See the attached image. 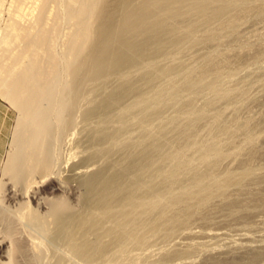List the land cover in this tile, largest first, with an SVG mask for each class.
<instances>
[{
    "label": "bare ground",
    "instance_id": "6f19581e",
    "mask_svg": "<svg viewBox=\"0 0 264 264\" xmlns=\"http://www.w3.org/2000/svg\"><path fill=\"white\" fill-rule=\"evenodd\" d=\"M262 14L264 0H0V95L17 112L0 183V264H126L173 244L201 206L198 219L263 208L264 175L251 165L264 156V141L252 142L264 99L252 116L238 106L247 89L223 84L262 67ZM182 54L177 68L155 65ZM151 63L135 89L109 91L113 77ZM220 85L236 93L222 100ZM78 127L87 132L61 172L56 144ZM233 162L241 175L227 172ZM251 211L236 216L247 223ZM236 244L203 264H264V244ZM182 251L144 261L195 264Z\"/></svg>",
    "mask_w": 264,
    "mask_h": 264
},
{
    "label": "rangeland",
    "instance_id": "374dc122",
    "mask_svg": "<svg viewBox=\"0 0 264 264\" xmlns=\"http://www.w3.org/2000/svg\"><path fill=\"white\" fill-rule=\"evenodd\" d=\"M121 1H124V0H121ZM257 6H258V4H257ZM262 16L264 17V14H262ZM254 18H251V17H249V18H243L240 22H239V25H237L238 26V28L236 29V32H238L239 31V29L241 30L242 28H247V27H249L250 26V24H251V22H253L254 20H253ZM263 30H264V28H263ZM262 31V30H261ZM240 32V31H239ZM238 32V33H239ZM264 32V31H263ZM262 32V33H263ZM221 35L223 34V32L222 33H220ZM224 34H227V35H225V39L227 40L228 39V35H229V37H230V34H228V33H224ZM256 42V41H255ZM252 45V44H251ZM256 45V46H255ZM254 47L256 48L257 47V44L255 43L254 44ZM193 50V51H192ZM192 51V52H191ZM191 51H190V53H188L189 55H191V53L192 54H194L195 53V51H194V49H191ZM185 57H187V55L186 54H182V55H180V59H177L176 57L175 58H167V59H170L169 61L168 60H165V61H163L161 64L159 63L158 65H157V63H155V65L156 66H158V68L160 69V70H164V69H169L170 68V66H171V68H177L179 65H181L182 64V62L184 63V61H181V59L182 58H185ZM181 62V63H180ZM154 66V64H150V66L148 67V68H146V69H148V70H146V69H144V70H142L141 71V73L140 72H138L139 70H137V72H131V73H129L130 75L126 78V79H124V80H117L118 78L117 77H113L114 79V81L112 82V85L110 86V90L109 91H111V89L114 91V92H116L115 91V89L117 88V90L120 92V90H121V92H123V91H125V90H127V87L128 88H131V87H133L134 89L137 87L136 86V84L134 83L135 81L134 80H136V77L137 78H139L141 75H145V74H143V73H148L149 72V69L150 68H152V67ZM255 66V65H254ZM253 66V70H249V69H252V66H251V68L249 67V69H247L246 71L244 70H242L239 74H240V76H238V75H236V76H238L237 77V79H241L242 77H244V80L242 81H238L236 78H232V80L230 81H225L223 84H225V83H227V84H230L231 86H232V84H235V86H236V88H238V90H236V92L237 91H239L241 88H246L247 89V95L245 96V100H244V98H243V103L241 102V103H239L240 105H238L239 106V108H241V107H244V106H246L247 105V103H248V105L247 106H251L252 107V112H251V115L252 116H258V115H260V113H261V106L259 105V104H257L256 102L258 101V103L262 100V99H264V87L262 88L261 86H260V84H262V82H264V81H254V83L255 84H257V86L255 85V84H253V85H255V86H253L252 85V82L253 81H249V80H251V79H253V77H259V76H261V75H259L260 73L262 74V73H264V70L262 71V69H264L263 67H264V63L262 64V67L260 68L258 65H256L257 66V69H256V66L254 67ZM259 67V68H258ZM153 69V68H152ZM256 70V71H255ZM148 71V72H147ZM248 71V72H247ZM259 71V72H258ZM260 71H262V72H260ZM246 72L248 73L247 75H246ZM250 72V73H249ZM251 72H253V73H251ZM254 72H256V73H254ZM137 73V74H136ZM140 76H139V75ZM245 74V75H244ZM254 74V75H253ZM251 75H253V76H251ZM259 75V76H258ZM130 76H131V78H130ZM249 76V77H248ZM241 77V78H240ZM248 79H247V78ZM245 78H246V80H248V81H246L245 80ZM251 78V79H250ZM134 79V80H133ZM243 79V78H242ZM259 79V78H258ZM127 82H126V81ZM237 80V81H236ZM260 80V79H259ZM117 82H121V84L119 85V84H117ZM171 81H168V80H166V81H164L163 83H162V85H164V84H168V83H170ZM249 82V83H248ZM259 82V83H258ZM115 83H116V85H117V87L116 88H113V87H115L116 85H115ZM124 83H126V84H124ZM159 85V87H160V84H158ZM246 85H247V87H246ZM127 86V87H126ZM223 86V85H222ZM227 86V85H226ZM118 87H120V88H118ZM124 87V88H123ZM221 87V85L218 87V89ZM233 87V86H232ZM260 87V88H259ZM125 89V90H124ZM263 89V90H262ZM260 90H262V91H260ZM134 90H130L129 89V91L127 92V94H129V95H131L132 94V92H133ZM234 91V92H233ZM233 91H232V89L231 88H229L228 86L227 87H224L223 89H219V90H216V93L218 94V93H220V95L222 96V100H226V96L227 95H229V94H231V93H236L235 92V90L233 89ZM108 93V92H107ZM113 93V92H112ZM103 95H105V93H103ZM193 96H195V94H193ZM102 97V95H100V97L99 98H101ZM188 97V96H187ZM250 97H251V99H250ZM189 98V97H188ZM249 99H250V101H249ZM100 100V99H99ZM256 100V101H255ZM242 101V100H241ZM247 101V102H246ZM253 102V103H252ZM245 104V105H244ZM250 104V105H249ZM259 105V106H258ZM85 107V106H84ZM245 108V107H244ZM235 109V107L232 105V106H227L226 107V109H222V112H223V114H227L228 112H230L231 110L233 111ZM243 117V116H242ZM17 112H16V110L15 109H13V107H12V105L4 98V97H2L1 95H0V183H1V179H2V170L4 169V167H5V165H6V162L8 161V154L10 153V151H11V148H12V146H13V136H14V130H15V126H16V122H17ZM81 127V126H80ZM80 127H78L76 130H78V131H75L73 134H70L71 135V138H70V136L69 135H67V137L66 136H64V141L62 140V139H59L60 140V142L58 141L57 142V144H56V147H55V150H54V152H55V155H57V154H59V155H57L56 156V158L57 157H59V158H57L56 159V161H57V163H56V168H57V166H58V169L57 170H62L61 172H64V169H65V167H66V169L67 168H69V166L70 165H72V163H73V160L72 159H69V152L71 151H69V149L70 148H72V145L74 146V144L78 141V139H79V136L80 137H82V136H84V134L87 132V129L85 130L84 128H82V129H84L85 131H83ZM83 127V126H82ZM80 129L84 132V133H82V131H80ZM80 131V132H79ZM78 135H77V134ZM69 136V137H68ZM74 136V137H73ZM73 137V138H72ZM76 137H78V138H76ZM70 138V139H69ZM263 138H264V130L263 131H260L259 130V132H257V134H254V136H253V140H252V142L254 141V143L256 142V145H260V143L262 144V141H264L263 140ZM68 139V140H67ZM76 141H75V140ZM262 139V140H261ZM63 142H62V141ZM12 141V142H11ZM68 142V143H67ZM69 142L71 143V144H69ZM74 142V143H73ZM65 143V144H64ZM253 143V144H254ZM259 143V144H258ZM243 144H245L244 142H243ZM70 148H69V147ZM69 148V149H68ZM66 152H68L67 154H66ZM68 155V156H67ZM62 157V158H61ZM63 157H64V159L65 160H63L64 161V163H63V161L62 160H60V159H63ZM7 159V160H6ZM67 159V160H66ZM72 160V161H71ZM238 160V159H237ZM236 160V161H237ZM62 161V162H61ZM65 161H66V163H65ZM70 161V162H69ZM68 162V163H67ZM237 163H235V162H233L232 164H230V165H228L227 167H226V169H227V172H231V173H235V174H237L238 175V173H239V175H241L242 174V170L240 169L239 170V168H237L236 165ZM67 165V166H66ZM69 165V166H68ZM233 165H236V166H234V168L236 167V169H234L232 166ZM254 169V171H252L251 173H253L254 172V174L253 175H257L258 176V174L259 175H264V156L262 157V159L260 160H257V162H255L254 164H253V166L251 165V169ZM65 169V170H66ZM252 169V170H253ZM240 171H241V173H240ZM238 175V176H239ZM238 176H236V177H238ZM247 181V180H246ZM244 183H245V181H244ZM252 185V184H251ZM255 186V185H254ZM253 186V187H254ZM261 188V187H260ZM218 201H219V199H217V200H215V199H213V201L212 202H216V203H218ZM250 206H252V207H250ZM249 207H247V209L245 210H242L243 208H241L240 210H238V211H235V213L234 212H232V213H230V212H228V211H225V212H221L220 214L218 213V215H221V216H219V217H217L216 218V215L215 216H212L211 218H207V217H205V218H203V219H205L204 221H205V223H204V221H203V219H201V218H197V216H196V214H199V210H202L201 208H203L202 206L200 207V209L198 210V213L196 212V213H192V215L190 214V217L191 218H187V226L189 225V223H191V225H189V226H191L190 228H188V229H183L182 231H181V233H180V235H179V237L177 238V240L173 243V244H171V245H167V247H165V248H162V249H159L158 250V253L156 254V253H154V255L153 256H149V254H147V253H143L142 255H140V257H136V258H134L133 260H131V261H129L128 263H126V264H142V263H148V260H146V261H144L148 256H149V258H151V261H157L160 257H161V255H166V254H170V250L172 249V252H171V254H170V256H179V255H181V254H179L181 251H182V249L184 248H186L188 245H186V246H184L185 244H186V242L187 241H189V240H192V238H190V237H193V239H194V241L192 242L193 244L192 245H194V247L196 248H198V250L196 251V253L195 252H193V250L192 249H188V248H190V247H193V246H189V247H187V249L189 250H183L182 251V253H183V255H189V256H191L192 254V259H193V261H194V263L195 264H203L205 261V259L207 260L208 258H210V257H213L214 255H215V253L217 252V250H219L220 249V251L221 250H224L225 248L227 249L228 248V246H231L232 244L234 245V244H236V243H239V245L240 244H245V243H247L248 245H250V246H253L252 244H254L255 246H257L258 244L259 245H263L264 244V207L263 208H261L260 206L258 207H256V206H254V205H250ZM204 207H207V208H203V210L201 211L202 213H207V211H208V204H207V206L205 205ZM254 208V209H253ZM262 210H261V209ZM205 209V210H204ZM252 210L251 212H249L251 215V217L252 218H254V220H250V219H252L250 216L247 218V223H248V225H247V223H246V219L244 220V219H241L243 216L241 215V214H243L244 213V211L247 213L249 210ZM256 209H258V210H256ZM254 210V211H253ZM204 211V212H203ZM241 212V213H240ZM202 213H200V214H202ZM230 213V214H229ZM261 213V214H260ZM199 214V215H200ZM234 214H235V216H234ZM241 215V218H240V216L237 218V216L238 215ZM256 215V214H260V219H255V217H254V215ZM194 215V216H193ZM237 215V216H236ZM225 216H227V217H225ZM229 216V217H228ZM233 216V217H232ZM194 217H195V219H197V220H195L194 219ZM214 217V218H213ZM228 218V219H227ZM194 219V220H193ZM202 220V221H201ZM229 220V221H228ZM240 220H241V222H240ZM257 220V221H256ZM197 221H199L198 223H197ZM201 221V222H200ZM242 221H244V222H242ZM250 221V222H249ZM251 221H253V222H251ZM228 222V223H227ZM239 223V224H238ZM241 223H245V224H241ZM250 223V224H249ZM204 224H206L205 226H204ZM208 224V225H207ZM246 225V226H245ZM222 226H224V227H222ZM176 228V227H175ZM169 232H171L172 233V231H169ZM209 233V235L210 236H213L212 238H210V237H208L209 239H210V241H211V243L212 244H210V242H209V240H208V238H206V239H204L203 240V238L204 237H201L203 234H208ZM173 234V233H172ZM216 235V236H215ZM196 236V237H195ZM199 236V237H198ZM202 239H201V238ZM214 239V240H213ZM200 241V243H198ZM203 243H202V242ZM204 241H205V243H207L206 245H204ZM207 241V242H206ZM213 241V242H212ZM214 242H215V246H214ZM217 242V243H216ZM242 242V243H241ZM197 243H198V245H197ZM202 243V244H201ZM208 243L210 244V245H208ZM196 244V245H195ZM199 244H201V245H204V246H206V248H204L203 249V247L204 246H201V245H199ZM219 246H218V245ZM257 244V245H256ZM237 245V244H236ZM223 246H225V247H223ZM194 247H193V249H194ZM200 247V248H199ZM210 247H213V249L212 248H210ZM215 247V248H214ZM175 248H177V249H175ZM196 248V249H197ZM202 248V249H201ZM211 250H210V249ZM218 248V249H217ZM181 251H180V250ZM195 249V250H196ZM199 249H201L202 251H200ZM179 251L178 253L177 252H175V251ZM194 250V251H195ZM207 250H209V251H207ZM214 250H216V251H214ZM188 251V252H187ZM211 251V252H210ZM157 252V251H156ZM185 252H187V253H185ZM190 252H192V254L190 253ZM190 253V254H189ZM145 254V255H144ZM155 254H156V256H155ZM198 254V255H197ZM147 255V256H146ZM203 257H202V256ZM207 255V256H206ZM146 257V258H145ZM190 257V258H191ZM149 258H147V259H149ZM154 258V259H153ZM153 259V260H152ZM186 261H188V260H184V261H176V262H178V264H182L183 262H186ZM134 262H136V263H134ZM149 262H150V260H149ZM200 262V263H199ZM151 263V262H150ZM261 263V262H260ZM123 264V263H122ZM243 264H245V263H243ZM263 264V263H262Z\"/></svg>",
    "mask_w": 264,
    "mask_h": 264
}]
</instances>
